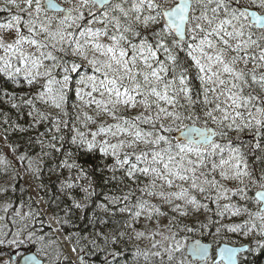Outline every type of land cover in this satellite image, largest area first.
Here are the masks:
<instances>
[{
  "label": "snow or ice",
  "instance_id": "snow-or-ice-1",
  "mask_svg": "<svg viewBox=\"0 0 264 264\" xmlns=\"http://www.w3.org/2000/svg\"><path fill=\"white\" fill-rule=\"evenodd\" d=\"M7 5L0 11H17L0 23V77L23 83L28 91L4 95L12 108L27 107V127H13L35 132L28 142L38 144L43 156L71 146L60 167L76 171L61 182L72 203L63 218L53 219L61 226L86 220L74 237V252L102 255L100 264H140L141 257L144 264H166L164 253L167 264H184L176 260L178 236L192 228L178 217L188 216L189 209L209 210L205 201L216 204L221 217L247 214L227 231L247 235L258 229L264 236V0H77L58 18L47 12L52 0H7ZM181 129L183 139L173 135ZM246 131L261 139L254 145L245 141ZM257 152L250 164L249 154ZM80 153H99L100 170L110 173L105 183L115 182L121 194L105 193L102 201H93L100 195L93 183L78 184L89 178L88 168L75 159L68 163ZM18 159L40 172V160L25 154ZM0 164L8 161L0 158ZM141 177L148 178L142 186ZM126 180L137 188L123 193ZM76 187L84 203L71 194ZM253 188L257 193L250 197ZM8 192L0 187V221L11 216L15 230L0 228V245L39 244L36 255L22 259L44 264L48 253L39 210L22 200L14 208ZM145 197L178 214L163 226L168 235L159 228L167 213ZM250 204L257 211H250ZM91 205V215L75 217L76 210L85 213ZM142 218L155 219L157 227H137ZM143 239L153 242L147 249L135 244L129 260V241ZM238 251L222 249V259L235 264ZM193 253L205 255L206 249Z\"/></svg>",
  "mask_w": 264,
  "mask_h": 264
},
{
  "label": "trees",
  "instance_id": "trees-1",
  "mask_svg": "<svg viewBox=\"0 0 264 264\" xmlns=\"http://www.w3.org/2000/svg\"><path fill=\"white\" fill-rule=\"evenodd\" d=\"M65 6L73 7L77 0H58ZM5 3V5H4ZM7 0H0V9H3L7 7ZM17 9L11 8V12H3L0 11V23H4L6 19L10 18L11 13H15ZM61 16V15H59ZM195 83V81H194ZM4 91H7L9 93H14L17 97H19L21 94L28 91V88L25 84L21 83L19 86L13 85L11 82L6 81L3 77H0V135L7 138V142L9 145V149L11 150V156L15 159V164L20 166L21 168L25 165H28L27 159L24 161H20L18 159L19 155L25 154L28 158H31L33 160H40V172L38 173V178L41 183V194L42 198L47 204L49 210L54 214L55 217H61L63 218L65 216V206L71 205L72 201L68 199V195L66 194L67 190H62L61 188V182L67 179L69 176H72L73 178L76 176L75 170H69L67 168L60 167L61 161L65 159V156L62 154L65 151H70L71 146L65 145V148L62 150L61 153L52 152L49 156H43L41 154V149L38 144L32 143L29 144V137L31 136L33 140L35 139L36 133L33 131H28L21 133L14 129L13 125L20 124L25 127H27L30 117L27 116V107L24 105H21L20 109H15L11 107V103L8 102V97L4 95ZM17 104L20 103L19 99L15 101ZM75 102V97L72 96L70 98L69 103ZM70 113L76 111L72 108H69ZM136 110H133L132 112L128 113L129 115L135 114ZM7 119L9 121L8 124H5L4 121ZM186 122H192V121H186ZM202 126L201 123H196ZM95 127L94 125L92 126ZM7 129V132L5 130ZM40 132L44 131L43 126H39L38 129ZM253 132L246 131L242 134V138L245 141H251L254 145L256 142V139H261L259 136L252 137L251 135ZM15 149V150H14ZM45 151H50L48 149H45ZM260 153H250L249 154V163L253 164V161L255 160V156L259 155ZM0 158H4L7 161H9V157L5 155H0ZM75 159L77 163L84 165L86 168H88L90 176L88 179H84L82 181H79L78 184H82L84 186H87L89 182L91 181L93 183V186L95 188L96 193L100 194L97 196H93L92 200L99 203L103 200V194H121L117 191L115 182H109L105 183V181L108 180L110 173L108 172H102L100 170L101 167V160L99 153H95L92 155H84L83 153H80L78 156L74 155L72 158L68 159V163H72V160ZM108 162L110 163L111 160L109 159ZM258 164V162H256ZM255 166V165H254ZM9 165H2L0 164V182L6 181V178H13L14 181V189L15 191L11 190L9 191V197L12 200L13 207L19 208L21 200L27 205V202L29 200L28 196V190L24 188V182L22 179L18 178L19 173L15 171ZM119 175V174H118ZM12 180V179H11ZM148 178H140V185L147 183ZM137 184L125 181L124 184L120 185V188L122 189L123 193H127L129 187L132 189L137 188ZM256 192V188H253L249 192L250 197H254ZM71 194L77 199L80 200L81 203H84L83 196L84 193L79 190V187L73 188L71 190ZM136 196H140L141 193L139 191L135 192ZM251 207L253 204H250ZM95 205H91L89 210H87L85 213L80 212L79 210H76L75 217L78 218L81 215H91V207H94ZM169 217L178 216V215H171L168 214ZM216 216V215H215ZM242 217V216H241ZM11 216L9 217V219ZM170 218H167L169 220ZM181 222L182 226L184 224L188 225L190 228H192V231H181L178 239L181 242V250L177 252L179 255H181L183 258H186L185 255V247L184 244L186 242H189L197 237V231H199V226L195 224H191L190 220L186 219V217H178ZM214 219H218V217H214ZM169 222V221H168ZM236 224H240L243 222L242 219H240V216L235 218ZM86 220L80 221L76 220L75 224H66L61 226L59 224L58 227V233L63 237H70L72 240H74V237L76 234L85 227ZM234 224V223H233ZM231 225V224H230ZM142 225H137V227H141ZM227 224L224 225V228L219 229L216 227L215 223H210L209 226H207L208 232L206 234H203L202 240L207 243H212L215 247L219 244V242H227L236 246H243V245H251V248L255 247V252H253V249L250 254H248L246 257L248 258V262L245 260L242 264H264V236H261L260 233L253 236L252 239H247L246 236H244L243 232H237L232 233L227 231L226 228ZM219 229V231H217ZM91 226L87 228V231H91ZM175 231V229H173ZM215 232V233H214ZM219 236H216L218 235ZM216 236V237H215ZM137 244V242L129 241L128 243V255L129 260H131V254L134 250V245ZM176 253V254H177ZM86 255V253H83ZM175 254V255H176ZM88 260L91 261V264H100V261L103 259L102 255L100 256H87ZM159 259V258H157ZM163 259L167 264V254H163ZM176 260L178 261L179 258L176 255ZM140 264H144V262L141 260Z\"/></svg>",
  "mask_w": 264,
  "mask_h": 264
},
{
  "label": "rangeland",
  "instance_id": "rangeland-1",
  "mask_svg": "<svg viewBox=\"0 0 264 264\" xmlns=\"http://www.w3.org/2000/svg\"><path fill=\"white\" fill-rule=\"evenodd\" d=\"M172 0H169V3H171ZM5 5V3H4ZM68 8H71L70 6H67ZM50 16L54 17V18H58L59 15L62 14H51L48 13ZM7 19L4 21L6 22ZM186 124L189 125H197V126H201L199 124H193V122H185ZM202 127V126H201ZM183 131V129H181L180 132H174L173 135L177 136L179 133H181ZM252 137H254V134L251 135ZM7 157H9V165L14 169L15 171H17L19 173L18 178L22 179L24 182V188H26V190H28V203L32 204L33 209H38L40 212V219H42L44 221L43 224V232L42 234L45 236V241H46V245H45V249L48 253L47 257H43V260H45L47 262V264H57V258H59V262L60 264H80L82 259H88L86 257L85 254L81 253L79 251V248H77V251H73L74 247H77L75 245V241L72 240V238L70 237H63L58 233V227L59 224H57L55 222V220L53 219L54 214L49 210L47 204L45 203V201L42 198V194H41V183L39 181L38 178V173L35 172V165H33V169L31 171L28 170V165L23 166L22 168L18 165L15 164V159L12 158V154H11V150L9 149V145L7 142V138L3 137L2 135H0V155H5ZM12 179V180H11ZM6 178V181L4 182H0V187H8L9 191H11L14 187V181L13 178ZM231 186V185H229ZM165 191H168V189H165ZM257 191V189H256ZM9 194V192H8ZM9 197V195H8ZM146 199H150L152 203L159 205L161 207V211L167 213V216H161L159 218V228L160 230L164 233V235H168L167 230L163 227L164 225L168 224L167 218H170L168 214L171 215H178L177 213H174L171 211V206L168 204H165L163 201L157 199V198H150V197H145ZM234 201H239L238 197H234L233 198ZM206 203H208V209L209 210H205L203 208H201L199 211H194L192 209H189V215L186 216V219L190 220L191 224H195L199 226V231H197V237L198 239H202V235L206 234L208 232L207 230V226H209L210 223H215L216 227H218L219 229L224 228V225L227 224L228 225H233L236 224L235 222V218L237 217H229L228 215H225L224 217L218 216L216 213L218 211L216 204L211 203L210 201H205ZM227 201H220V204L223 205L224 203H226ZM243 203V202H241ZM4 204V199L0 198V215H4L3 211H2V207ZM250 211L255 212L257 211V206L255 204L249 205ZM27 207H25L23 209V211H27ZM216 215V216H215ZM242 216V217H241ZM240 219H242L243 221L245 219H247V214L241 215ZM10 216L6 217L5 220L0 221V228H4L5 225H7V229L14 231L15 227L13 226V224L11 223V219L12 217L9 219ZM214 217H218V219H214ZM49 225H51L49 227ZM140 225H144L147 226L148 229H155L157 227V223L156 220L153 219L152 221L148 222L145 221L143 218L140 221ZM201 225H206V227H202ZM35 228L37 230H39L41 228V225L39 223H37L35 225ZM215 233V232H214ZM259 233V230H254L251 233H248L246 236L247 239H252L253 236H255L256 234ZM216 236H219L216 235ZM215 236V237H216ZM194 238V239H196ZM8 240L11 239V236L7 237ZM156 240H162L161 236H157L155 237ZM137 244L139 245L140 248L142 249H147L150 247L151 242H153L150 239H143L141 241H136ZM165 244L171 243L170 241H165ZM227 243V242H219V244L216 246H221L222 244ZM230 244V243H227ZM187 245L188 242H186L184 244L185 247V255L186 258H183L181 255H179L178 253L176 254L179 258V260H183L184 264H196L194 263L191 258H189L187 256L186 253V249H187ZM233 245V244H231ZM236 246V245H235ZM41 247V245L36 244V245H31V244H26L23 246H8L7 243L0 245V263L3 262V259L6 258V256L8 255L7 250L8 249H18L19 252H23L24 255H29L32 252H37V250ZM4 248V251H3ZM2 250V251H1ZM253 252H255V247H253ZM14 253V250L12 251V254ZM166 254V253H164ZM40 257V256H38ZM86 257V258H85ZM42 258V257H40ZM143 261V258L141 257L140 261ZM158 260V259H157ZM178 260V261H179ZM90 261V260H89ZM144 262V261H143ZM8 264H11V262H9ZM91 264V261H90Z\"/></svg>",
  "mask_w": 264,
  "mask_h": 264
},
{
  "label": "water",
  "instance_id": "water-1",
  "mask_svg": "<svg viewBox=\"0 0 264 264\" xmlns=\"http://www.w3.org/2000/svg\"><path fill=\"white\" fill-rule=\"evenodd\" d=\"M45 3H47V0H45ZM52 3L54 7L48 8L47 12L51 14H63L65 10L69 9L67 6L63 5L60 1L58 0H52ZM192 128H201V126L197 125H191ZM179 139H183V131L179 133L177 136ZM257 191L255 192L256 196ZM198 248V249H206V254L205 255H197L193 253V249ZM225 248H237L239 251L236 253V261L235 264H240V257L243 254H246L250 251L251 247L250 245H244V246H235L231 244L224 243L221 246H218L214 250V246L211 243H207L203 241L202 239H194L191 240L186 249L187 256L191 258V260L195 263L198 264H208L209 262L214 261L215 264H227V261L222 259V249ZM29 255H36L35 252L30 253ZM215 258V259H214ZM37 259H41L40 257L37 256ZM22 264H25V261L22 259ZM29 264H32V262H29Z\"/></svg>",
  "mask_w": 264,
  "mask_h": 264
},
{
  "label": "flooded vegetation",
  "instance_id": "flooded-vegetation-1",
  "mask_svg": "<svg viewBox=\"0 0 264 264\" xmlns=\"http://www.w3.org/2000/svg\"><path fill=\"white\" fill-rule=\"evenodd\" d=\"M7 245L16 247V245H11L9 243H7ZM250 247H251V245H250ZM252 249L253 248H251L248 253L243 254L242 257H240V264H242L244 260L246 262H248V258L246 256L251 253ZM13 250H14V253L12 254ZM3 251H4V248H3ZM7 253H8V255L6 256V258L3 259L4 263L1 262L0 264H8L9 262H11V264H13V262H15V264H22V255H24L23 252H19V250L17 248L16 249L14 248V249H8ZM0 257H2V256H0ZM44 264H47V262L45 260H44ZM210 264H215V263H214V261H212Z\"/></svg>",
  "mask_w": 264,
  "mask_h": 264
}]
</instances>
